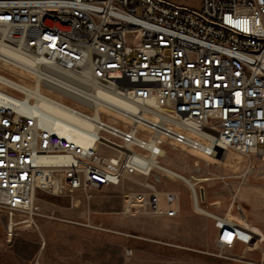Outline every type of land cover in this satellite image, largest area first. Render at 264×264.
Listing matches in <instances>:
<instances>
[{"label":"built area","instance_id":"built-area-1","mask_svg":"<svg viewBox=\"0 0 264 264\" xmlns=\"http://www.w3.org/2000/svg\"><path fill=\"white\" fill-rule=\"evenodd\" d=\"M0 46L49 69L42 96L0 74L14 82H0V211L10 224L13 213L38 215V191L89 199L135 175L169 179L166 146L264 154V0H201L199 10L165 0H0ZM94 87L135 108L121 110L128 122L95 113ZM145 189L123 195V216H178L176 192ZM214 220L222 248L259 241Z\"/></svg>","mask_w":264,"mask_h":264},{"label":"rangeland","instance_id":"rangeland-1","mask_svg":"<svg viewBox=\"0 0 264 264\" xmlns=\"http://www.w3.org/2000/svg\"><path fill=\"white\" fill-rule=\"evenodd\" d=\"M165 1L192 10H199L201 2ZM0 74L17 81L18 76L2 67ZM233 152L240 156L235 169L214 163L206 166L200 158L167 146L160 163L192 176L203 190L201 207L215 218H230L251 231L259 240L253 248L218 246L214 218L193 210L183 181L161 179L154 184L151 176L135 175L118 186L90 191L89 199L83 193L69 197L38 191L34 199L38 215L13 213L12 225L9 215L0 211V264H264V158ZM195 165L201 170L196 175ZM145 184L154 185L159 193L176 192L178 216L169 219L142 212L123 216V195L145 191Z\"/></svg>","mask_w":264,"mask_h":264},{"label":"bare ground","instance_id":"bare-ground-1","mask_svg":"<svg viewBox=\"0 0 264 264\" xmlns=\"http://www.w3.org/2000/svg\"><path fill=\"white\" fill-rule=\"evenodd\" d=\"M34 65V61L31 60L30 58H27L23 55H21L18 52H14V51H9L6 48H4L3 46H0V67L14 73L16 76H18L16 78L17 82H13L15 84V86H17V88H25V89H31V87H34V91L33 93L35 95H46V91L41 90V80L44 78V76L41 74L42 72L45 73V71H48L49 69H41V71H39V69H33ZM0 82L2 84H10L13 85V83L8 80L7 78L4 77V79L0 78ZM34 83V84H33ZM32 95V93H29ZM93 98H91L92 103L91 105L93 106L95 113L99 114V113H104L107 114L111 117L117 118V119H121L124 122H128L129 118L124 115L121 110H125L127 112H134L135 108L122 101L121 99H119L117 96L99 88V87H94L93 92H92ZM44 101V100H43ZM42 107L46 108L47 110H49L50 112H52L53 114L57 115L58 117L69 121V122H74V119L72 117H70L69 115H66L65 113L59 111L58 109L54 108V107H48V105H46L45 103H42ZM78 125L79 123L76 122ZM62 130H60L61 132ZM63 133H61L62 135H66V133H64V131H62ZM192 138H194L195 140L201 141V139H199L198 135H193ZM75 143L77 144H84L87 143L85 141V138L82 137H76L74 139H72ZM178 150H182L184 152H188L194 156H196L197 158H204L205 160V165L208 166V164H217V165H221V167H225V168H230V169H235L237 168V166L240 164V156H237L233 151L231 152L230 150L228 151H224L222 158L219 159L217 158L218 155L213 154L210 155L209 157H204L200 151H194V150H189L185 147H178ZM166 156V153H165ZM262 158H264V154L261 155ZM59 160L58 159H54V158H46L44 160V163L46 164H54L57 163ZM208 163V164H207ZM161 167L164 169V173L167 175L166 177L169 178L170 181H174L175 179H180L182 180L187 187H189V189L192 192V208L193 210H195L198 213L204 214L206 216L209 217H213L215 218V216H213L211 213H209L208 211H206L205 209H203L200 205V202L203 201L204 198V194H203V190L202 188H197V184H196V180L193 181V177L189 178L186 177L184 175H181L169 168H167L166 166L161 164ZM219 167V166H218ZM46 193V192H45ZM49 194L54 195L52 192H50ZM77 206V204H75ZM12 217V216H11ZM31 220V219H30ZM226 223L230 224V225H234L240 228H244L241 225H238L236 221L232 220V219H227L226 218ZM12 225V224H11ZM11 225L9 226V230L11 231ZM250 234L251 231H248ZM10 235V234H9ZM11 236V235H10Z\"/></svg>","mask_w":264,"mask_h":264}]
</instances>
